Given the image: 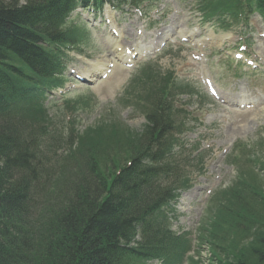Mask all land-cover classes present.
I'll use <instances>...</instances> for the list:
<instances>
[{"label": "trees", "instance_id": "1", "mask_svg": "<svg viewBox=\"0 0 264 264\" xmlns=\"http://www.w3.org/2000/svg\"><path fill=\"white\" fill-rule=\"evenodd\" d=\"M90 1L143 0H0V264H198L188 235L171 228V204L205 157L182 139L189 91L170 71L146 65L126 92L146 118L141 131L121 123L65 135L50 117L46 94L62 85L64 48L76 40L66 20ZM196 2L223 28L264 14V0ZM251 156L245 145L231 156L240 175L210 200L224 230L215 222L199 236L222 264H264V191L250 180Z\"/></svg>", "mask_w": 264, "mask_h": 264}, {"label": "rangeland", "instance_id": "2", "mask_svg": "<svg viewBox=\"0 0 264 264\" xmlns=\"http://www.w3.org/2000/svg\"><path fill=\"white\" fill-rule=\"evenodd\" d=\"M105 14V8L96 14L80 8L71 15L68 26H77L74 29L80 36L79 43L67 53L65 87L49 95L50 116L65 135L72 126L80 132L91 127L90 134L99 135L103 124L111 129L121 123L130 130L141 131L145 116L136 109L134 98L125 100L126 92L132 82L135 86L145 65L151 64L164 74L170 71L179 86L189 91L180 95L182 101L191 103L190 110L194 109L195 117L200 119L187 137L191 142L197 137L201 140L200 151L205 156L203 174L195 176L192 189L181 193L173 204L172 214V229L189 233L192 246L197 248L198 235L204 233L205 227L217 222L218 229L224 230L220 224L223 216L219 208L212 213L215 208L210 200L240 175V169L228 164L226 158L234 143L230 155L237 154L243 145L254 150L255 157L251 156L248 164L254 171L250 180L260 184L264 191L263 21L254 15L246 29L225 32L213 22L203 20L193 0H147L140 7L127 4L113 11L114 23L122 34L119 37L111 32ZM211 32L215 36L228 34V40L209 39ZM120 40L148 47L131 58L119 59L116 47ZM240 45L247 47L243 61L236 59V53L242 52ZM101 57L111 60L107 73L84 80L76 72L89 69L88 60ZM246 61L258 63L259 67L254 68ZM136 86V92L141 93L143 86ZM125 127H116L121 137ZM207 240L200 241L203 249L193 260L198 264H222L221 257H212V244Z\"/></svg>", "mask_w": 264, "mask_h": 264}, {"label": "bare ground", "instance_id": "3", "mask_svg": "<svg viewBox=\"0 0 264 264\" xmlns=\"http://www.w3.org/2000/svg\"><path fill=\"white\" fill-rule=\"evenodd\" d=\"M107 11H108L109 17L112 18L111 19V31L112 30L115 31L116 33H118L119 37H121L122 34L113 21V11L110 9V6H107ZM228 36L229 35L224 34L218 37V36H215L213 32H211L209 34V39L213 38L215 40L222 42L226 40ZM146 47L148 46L143 45L140 42H132L128 45L127 43H123V41L120 40L116 47V49L119 51L117 55L120 59H128V58H131L134 54L138 52H142L144 51V49L146 50ZM88 63L90 65L89 69H83L82 71L77 69L76 72L81 77L90 79L94 74L99 75V74L107 73L111 60H106L105 57H101L97 59L88 60Z\"/></svg>", "mask_w": 264, "mask_h": 264}]
</instances>
